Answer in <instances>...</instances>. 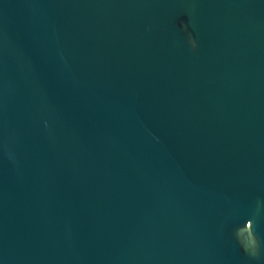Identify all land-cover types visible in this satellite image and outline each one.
<instances>
[{
  "label": "water",
  "instance_id": "1",
  "mask_svg": "<svg viewBox=\"0 0 264 264\" xmlns=\"http://www.w3.org/2000/svg\"><path fill=\"white\" fill-rule=\"evenodd\" d=\"M0 264H264V0H0Z\"/></svg>",
  "mask_w": 264,
  "mask_h": 264
}]
</instances>
